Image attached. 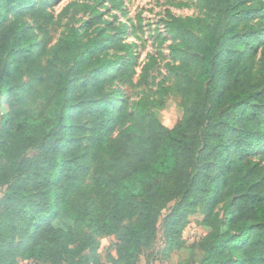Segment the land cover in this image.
Listing matches in <instances>:
<instances>
[{
    "label": "trees",
    "instance_id": "16d2710c",
    "mask_svg": "<svg viewBox=\"0 0 264 264\" xmlns=\"http://www.w3.org/2000/svg\"><path fill=\"white\" fill-rule=\"evenodd\" d=\"M52 1L0 0V97L25 92L14 82L19 62L42 88L36 95L51 91L44 115L18 105L0 118V264H104L98 237L108 235H119L112 264H139L172 202L166 253L182 248L184 226L200 210L208 232L186 264H264V162L255 157H264V0H194L196 15L166 10L167 67L184 107L169 129L151 110L158 99L130 105L108 91L118 69L133 82L125 25L101 21L85 2L55 15ZM71 8L90 17L67 24L50 49L23 20L27 11L47 28ZM43 47L46 62L36 55ZM160 54L149 55L141 80ZM166 92L159 86V99ZM81 113L91 122L85 143L76 136Z\"/></svg>",
    "mask_w": 264,
    "mask_h": 264
},
{
    "label": "rangeland",
    "instance_id": "374dc122",
    "mask_svg": "<svg viewBox=\"0 0 264 264\" xmlns=\"http://www.w3.org/2000/svg\"><path fill=\"white\" fill-rule=\"evenodd\" d=\"M85 2L96 5L103 12L102 20L114 21L116 25L124 24V39L132 43L135 53L133 82L127 80L125 74L119 69L113 86L108 90L115 88L119 102L126 101L130 105L142 96H151L157 100L151 106L161 123L165 128H172L183 117L184 107L181 92V82L178 77L169 73L167 64L173 60L170 55L169 46L172 44L171 36L165 29L164 17L166 10L170 9L173 14L186 16L198 14V8L194 0H120V7H113L107 0H53L47 7L48 10L57 15L62 9L72 2ZM90 13L83 11L77 12L75 8L62 18L61 24L50 25L47 28H41L39 22H35L26 11L23 20L27 26L32 28L33 36L39 43H44L46 49H50L60 36L63 34L66 25H78L87 20ZM14 19V17L12 18ZM101 23V22H98ZM96 27L93 24L88 28L91 32ZM37 49L36 55L42 62H46L49 54L45 53L44 47ZM158 63L151 73V78L141 80L140 74L142 67L147 61L149 55H158ZM32 75L27 66L17 64L15 71V84L24 88L25 92L20 96L4 94L0 97V118L6 113H16V107L21 108L29 116L39 117L49 109L50 89L42 90L40 95H36V89L31 83ZM159 86L165 87L167 92L159 99L157 89ZM77 123L80 124L76 136L83 138V143L88 137V130L91 128V122L88 116L81 113L77 117ZM259 160L264 157L255 156ZM6 187L0 186V201L4 198ZM174 202L170 203L168 208L163 211L159 220V231L157 239L152 247L145 250L139 260V264H186L190 258L191 249L194 243L199 241L208 229L203 227L200 222L203 214L200 210L193 212L182 232L183 246L171 253L165 252L164 222L165 215L169 212ZM99 254L104 264H112L110 257L117 255V246L119 235H108L98 237ZM17 264H41L34 260L19 259Z\"/></svg>",
    "mask_w": 264,
    "mask_h": 264
}]
</instances>
